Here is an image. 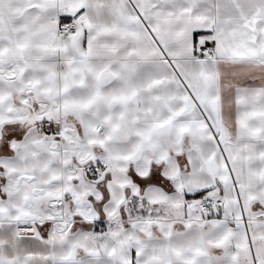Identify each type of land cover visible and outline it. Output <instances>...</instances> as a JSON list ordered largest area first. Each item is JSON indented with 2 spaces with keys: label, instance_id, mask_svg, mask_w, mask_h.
Returning a JSON list of instances; mask_svg holds the SVG:
<instances>
[{
  "label": "snow or ice",
  "instance_id": "snow-or-ice-1",
  "mask_svg": "<svg viewBox=\"0 0 264 264\" xmlns=\"http://www.w3.org/2000/svg\"><path fill=\"white\" fill-rule=\"evenodd\" d=\"M0 264H264V0H0Z\"/></svg>",
  "mask_w": 264,
  "mask_h": 264
}]
</instances>
